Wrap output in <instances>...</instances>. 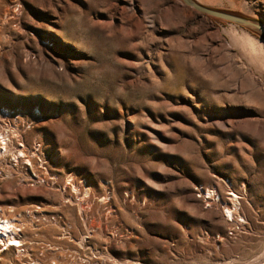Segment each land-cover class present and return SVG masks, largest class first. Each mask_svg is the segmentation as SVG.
<instances>
[{
  "label": "rangeland",
  "instance_id": "obj_1",
  "mask_svg": "<svg viewBox=\"0 0 264 264\" xmlns=\"http://www.w3.org/2000/svg\"><path fill=\"white\" fill-rule=\"evenodd\" d=\"M261 38L181 0H0L1 112L49 178L9 168L0 204L34 263L264 264Z\"/></svg>",
  "mask_w": 264,
  "mask_h": 264
},
{
  "label": "built area",
  "instance_id": "obj_2",
  "mask_svg": "<svg viewBox=\"0 0 264 264\" xmlns=\"http://www.w3.org/2000/svg\"><path fill=\"white\" fill-rule=\"evenodd\" d=\"M3 108H0V129L3 131V135L5 137V141L7 142L9 147H12L13 150H23L19 155L21 157V161L19 164H14L15 160H13V156L11 155V151L6 152L5 155H3L0 158V161L2 163H11L14 165H11L13 168H17L20 172L19 178L21 182H23L26 185H36V184H44L48 181V169L46 165V159L38 157V166H36L34 156L36 155L35 151H32L28 148L26 141L24 140V133L27 128H30L33 120L29 119L26 114L25 110L21 108H15V109H9L10 113L3 114L4 112H1ZM8 109V108H7ZM38 147H40V143L37 144ZM25 158L24 160H22ZM31 159L33 164L28 160ZM10 167V168H11ZM12 175L10 170L7 171L5 174L3 173L2 169H0V180L4 177ZM38 213L34 214V216H37V221L43 222L48 221L50 215L46 213L44 210H36ZM27 213L29 216L32 215L31 209L27 210ZM236 211L234 212V214ZM233 216H229L230 220H233ZM15 217L14 221L20 225L22 229H19V233H16L17 236H19L20 239H22L21 242L18 244H11V240L7 239L5 235L1 234V228H0V264L3 260V256L6 251L11 250V252L14 254L15 257H19L21 260L24 261L25 264H33L36 262V260H33L30 255L32 254L30 251V244L28 241L22 236V230L25 227L22 218L21 213H15L13 215H10L5 212L3 209V206L0 204V222L7 220L8 218ZM241 221V219H239ZM42 225V224H40ZM232 233V232H230ZM13 248V249H11ZM22 261V262H23ZM71 263V262H69ZM10 264H14V262H11ZM35 264V263H34ZM53 264H59L54 263Z\"/></svg>",
  "mask_w": 264,
  "mask_h": 264
},
{
  "label": "water",
  "instance_id": "obj_3",
  "mask_svg": "<svg viewBox=\"0 0 264 264\" xmlns=\"http://www.w3.org/2000/svg\"><path fill=\"white\" fill-rule=\"evenodd\" d=\"M185 5L195 9L212 19L223 20L237 24L259 34L264 40V23L258 19L246 16L240 12L213 7L200 2L199 0H181Z\"/></svg>",
  "mask_w": 264,
  "mask_h": 264
},
{
  "label": "bare ground",
  "instance_id": "obj_4",
  "mask_svg": "<svg viewBox=\"0 0 264 264\" xmlns=\"http://www.w3.org/2000/svg\"><path fill=\"white\" fill-rule=\"evenodd\" d=\"M11 151V155L13 156V160H15L16 164H19L21 161V157H20V153L23 150H13L12 147H9L7 142L5 141V137L3 135V131L0 129V158L5 155L6 152ZM19 153V154H18ZM25 158H23L22 160H24ZM32 164L33 162L31 161V159H28ZM14 163V164H15ZM14 164H9V162L7 163H2V161H0V169H2L3 173H5V171H9V168L11 167V165ZM73 186V185H72ZM75 188V187H74ZM210 191V190H208ZM234 194V193H231ZM224 211H225V215L226 216H232L233 215V211L232 208L230 207H226V205L224 206ZM15 217H11L8 218L5 221L0 222V228H1V234L5 235V237L9 240H11V244H18L19 242L22 241V239L19 238V236L16 235V233H19V229H22L20 227V225L18 223H16L14 221ZM27 220V219H26ZM23 231V230H22ZM22 233V232H21ZM23 236V235H22ZM25 238V237H24ZM13 249V248H11ZM2 256V254H0ZM19 258V257H18ZM4 259V258H3ZM22 261V260H21ZM31 264V263H30Z\"/></svg>",
  "mask_w": 264,
  "mask_h": 264
}]
</instances>
